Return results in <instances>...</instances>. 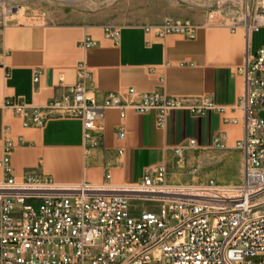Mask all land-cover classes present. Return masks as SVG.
I'll use <instances>...</instances> for the list:
<instances>
[{"label":"crops","instance_id":"0c3cea01","mask_svg":"<svg viewBox=\"0 0 264 264\" xmlns=\"http://www.w3.org/2000/svg\"><path fill=\"white\" fill-rule=\"evenodd\" d=\"M244 25H197L192 39L181 34L157 37L147 33L145 26L127 25L119 27L115 44L104 36L105 26L28 24L14 15L1 16L0 158L3 142L10 141L13 176L48 177L68 184L100 185L106 175L114 186L137 183L145 168L160 165L167 168L168 181L174 184L208 177L223 184L238 183L242 154L233 147L244 137L239 103L244 82L238 69L264 43V26L247 32ZM85 37L94 40L96 47L84 49ZM82 63L90 76L88 94L97 102L109 93L127 102L137 101L141 94L163 89L189 106L210 100L219 110L197 116L187 109H173L159 127L154 112L109 109L96 120L91 141L85 142L77 119L54 118L41 127H23L19 116L5 106L41 107L61 97L64 88L75 84ZM36 71L39 78L33 83ZM131 88L136 94L129 96ZM120 129L125 133L123 140L117 136ZM216 138L227 150H212ZM190 140L194 148L186 149L178 159L174 150ZM225 154L234 156L237 164V172L228 181L220 175ZM196 157L201 168L211 170L190 177L180 162L188 166Z\"/></svg>","mask_w":264,"mask_h":264},{"label":"built area","instance_id":"2783aa9c","mask_svg":"<svg viewBox=\"0 0 264 264\" xmlns=\"http://www.w3.org/2000/svg\"><path fill=\"white\" fill-rule=\"evenodd\" d=\"M14 6L2 17L17 14ZM248 31L260 25L245 23ZM157 37L181 34L192 39L195 26L165 21L145 26ZM104 36L117 43L119 28L104 27ZM97 43L85 37L84 49ZM244 82L239 100L244 113V137L233 149L242 154V176L234 185L205 181L170 183L164 165L145 168L137 183L114 186L106 175L100 185L59 183L48 177L11 174L13 145L4 141L0 170V264H264V43L256 54L246 56L238 69ZM39 72L33 75L37 83ZM89 72L85 64L77 67L76 82L63 94L41 107L6 103L22 121L23 127L43 126L54 118L77 119L82 137L90 142L96 120L109 109L136 114L154 112L162 127L167 113L187 109L201 116L219 110L210 100L189 106L181 98L159 92L141 94L137 101H124L109 93L100 102L89 96ZM128 89L127 95H135ZM8 133V129L4 130ZM118 139L125 133L120 129ZM95 145V144H93ZM190 140L174 153L180 159ZM212 150L227 148L220 138ZM153 201L157 214L142 211L129 214V201ZM169 259V263L164 260Z\"/></svg>","mask_w":264,"mask_h":264},{"label":"rangeland","instance_id":"374dc122","mask_svg":"<svg viewBox=\"0 0 264 264\" xmlns=\"http://www.w3.org/2000/svg\"><path fill=\"white\" fill-rule=\"evenodd\" d=\"M11 5L13 11H17L15 18L28 24H91L119 28L156 26L169 20L193 26L245 23L264 26V0H0V17ZM180 165L190 177L211 170L201 168L197 157L188 166L184 162ZM221 166L220 175L227 181L237 172L232 155L225 154ZM142 206L148 212H159L158 203L133 199L129 201L130 216L137 217ZM164 262L169 263V259Z\"/></svg>","mask_w":264,"mask_h":264},{"label":"bare ground","instance_id":"6f19581e","mask_svg":"<svg viewBox=\"0 0 264 264\" xmlns=\"http://www.w3.org/2000/svg\"><path fill=\"white\" fill-rule=\"evenodd\" d=\"M239 179V178H238ZM235 183H232L231 185H234Z\"/></svg>","mask_w":264,"mask_h":264}]
</instances>
